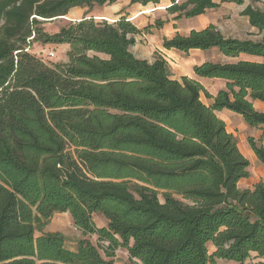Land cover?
Wrapping results in <instances>:
<instances>
[{
  "label": "trees",
  "instance_id": "obj_1",
  "mask_svg": "<svg viewBox=\"0 0 264 264\" xmlns=\"http://www.w3.org/2000/svg\"><path fill=\"white\" fill-rule=\"evenodd\" d=\"M116 2L0 0V264H125L114 260L118 249L127 264H244L252 254L264 264V184L237 187L249 162L216 116L228 110L260 130L247 145L264 167V112L252 103H264V37L237 40L209 24L162 39L164 51L262 60L193 67L198 78L225 82L213 96L186 76L174 80L161 54L135 57L143 31L125 17L84 16L53 35L39 27ZM169 2L173 21L219 7ZM242 15L264 31V12L248 5ZM33 41L68 44V62L45 65L29 53ZM55 213H68L79 232L74 250L61 233L42 232ZM96 214L106 226L96 227Z\"/></svg>",
  "mask_w": 264,
  "mask_h": 264
},
{
  "label": "rangeland",
  "instance_id": "obj_2",
  "mask_svg": "<svg viewBox=\"0 0 264 264\" xmlns=\"http://www.w3.org/2000/svg\"><path fill=\"white\" fill-rule=\"evenodd\" d=\"M117 2L112 5H105L103 7L94 8L90 13L85 14V9H72L65 17L54 19L52 21L42 22L39 26L44 33L50 35L57 34L58 31L69 22H76L81 20L84 16L87 18L93 17L97 22L108 21L109 23L115 22L122 17H125L127 21L133 24L137 29L143 31V33L136 35L137 43L135 47H131L130 51L134 54L138 50L146 51V57L149 61H153L154 54L159 53L168 62L170 73L172 78L179 81L182 76H186L189 79L197 81L209 95H216L219 91L225 89V82L217 79L203 80L195 76L193 67L201 65L203 63H221L225 62H239L240 60H249L248 56L240 55L238 58L222 57L215 49H211L208 52H202L199 50L190 51L188 53L174 52L173 54L165 53L162 49L161 39L171 38L175 34L187 35L193 30L204 29L212 24L215 26L223 36L230 37L237 40H250L259 41L264 37V31H259L256 28H252L248 24L247 17L242 15V10L250 5L252 8H256L264 12V0L250 1L246 0L242 5H236L233 2H223L215 0L219 7L214 10H209L205 15L196 17L194 19L181 18L180 20L173 21L175 15H170L166 12V7L169 6V0H161L158 5L150 3L147 6L140 4L130 5V0H116ZM166 21L161 29L153 28L155 21ZM151 27V28H150ZM150 28V29H149ZM149 29V30H148ZM146 31V32H145ZM29 53L43 62L45 65L53 66L55 64H63L68 62V53L70 46L66 43L62 45L41 44L40 42L33 41L30 45ZM50 54H53L51 56ZM92 56L93 53H88ZM101 57V56H100ZM256 61H262L261 59H255ZM200 100L206 105L211 102L206 100L204 94L201 93ZM236 119V120H235ZM230 118L228 127L225 126L226 131L234 130L233 137L236 140V145L242 156L249 162L247 173L249 176L239 181L237 187L239 189H252L253 186L259 182L264 184V167L260 162L255 159L253 153L247 145V138L251 137L254 140H258L260 132L258 130L247 128L241 125V121L238 118ZM93 223L96 227L106 226V221L99 215H93ZM42 232H59L66 239V248L74 250L77 242L82 239L79 232L75 230L69 214L55 213L52 218L46 223ZM36 232V236H38ZM93 245L96 246L97 238L88 237ZM210 249V252L213 249ZM99 252L103 255L102 249ZM114 260L117 263L128 262V252L124 250L115 251ZM258 260L255 255L252 254L245 261L244 264H257ZM233 264V263H232Z\"/></svg>",
  "mask_w": 264,
  "mask_h": 264
},
{
  "label": "crops",
  "instance_id": "obj_3",
  "mask_svg": "<svg viewBox=\"0 0 264 264\" xmlns=\"http://www.w3.org/2000/svg\"><path fill=\"white\" fill-rule=\"evenodd\" d=\"M167 38V37H166ZM162 39H164V38H162ZM162 39H161V43H162ZM137 43V40H136V37H135V44ZM134 44V46L133 47H135L136 45ZM169 53V54H173L174 52H176L175 50H166L165 51V53ZM135 57H137L138 59H143V60H147L148 62H150L151 63V61H149V59H147V57H146V51H143V50H138L137 51V53L136 54H134V53H132ZM249 57V60H247V61H250V62H255L256 60H254V58L255 59H260V58H258V57H251V56H248ZM229 63H231V62H229ZM193 70V69H192ZM183 77V76H182ZM202 79V78H201ZM175 80V79H174ZM204 80V79H203ZM205 80H207V79H205ZM253 103V108H254V110L256 111H260V112H264V103H262V102H259V101H256V102H252ZM216 116H218L224 123H225V126H227L228 127V122H229V119L230 118H238L240 121H241V125H243L244 127H247V128H249L245 123H244V121H243V119H242V117L241 116H239V115H236V114H234V113H232V112H230V111H228V110H223V111H220V112H216ZM236 120V119H235ZM256 130V129H255ZM258 130V129H257ZM259 132H260V130H258ZM229 133H231V134H234V130H230V131H228ZM262 144L264 145V142H262ZM251 150V149H250ZM252 152V151H251ZM50 233H52V232H50Z\"/></svg>",
  "mask_w": 264,
  "mask_h": 264
},
{
  "label": "built area",
  "instance_id": "obj_4",
  "mask_svg": "<svg viewBox=\"0 0 264 264\" xmlns=\"http://www.w3.org/2000/svg\"><path fill=\"white\" fill-rule=\"evenodd\" d=\"M51 56H53V54H50Z\"/></svg>",
  "mask_w": 264,
  "mask_h": 264
}]
</instances>
